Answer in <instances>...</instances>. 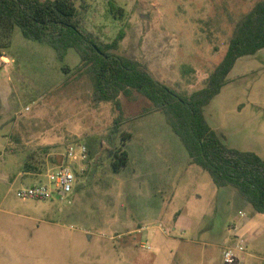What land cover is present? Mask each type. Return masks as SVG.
Returning a JSON list of instances; mask_svg holds the SVG:
<instances>
[{
  "label": "rangeland",
  "instance_id": "obj_1",
  "mask_svg": "<svg viewBox=\"0 0 264 264\" xmlns=\"http://www.w3.org/2000/svg\"><path fill=\"white\" fill-rule=\"evenodd\" d=\"M257 1L113 0L123 10L118 17L107 12L106 0H84L83 13L105 41L122 30L115 53L186 96L204 87L235 22ZM78 63L74 50L59 60L17 28L10 47L0 49V173H22L13 184L0 183L6 206L20 209L14 191L44 180L69 146L102 140V152L73 164L69 204L53 198L37 203L55 206L51 213L29 207L20 209L24 216L0 213V264H264V215L190 164L164 115L144 114L150 105L139 95L120 99L119 132L130 139L123 147L120 133L107 140L117 112L93 100L88 77L74 70ZM204 116L229 148L264 159V49L236 62ZM113 143L128 154L119 172L110 167ZM235 237L245 253L226 262L223 246Z\"/></svg>",
  "mask_w": 264,
  "mask_h": 264
},
{
  "label": "trees",
  "instance_id": "obj_2",
  "mask_svg": "<svg viewBox=\"0 0 264 264\" xmlns=\"http://www.w3.org/2000/svg\"><path fill=\"white\" fill-rule=\"evenodd\" d=\"M76 1L81 2L79 7ZM106 5L108 13L122 17L123 10L113 0H106ZM85 7L84 0H0V49L10 47L17 28L23 38L52 48L59 60L74 50L79 57L74 70L78 76L88 77L93 100L112 103L117 112L107 140L112 142L120 133V99L131 101L139 95L150 105L144 114L158 111L164 115L190 164L207 172L217 188H233L255 213L264 215V159L253 152L229 148L204 116V107L228 83L236 62L264 49V0L257 1L235 22L225 53L204 87L186 96L155 80L139 61L116 54L124 32L119 30L113 39L103 40L88 29ZM119 137L123 147L131 135L120 133ZM101 141L86 138L88 160L102 152ZM109 155L113 172L127 166L128 154L121 147L113 143ZM23 169L29 171L27 163Z\"/></svg>",
  "mask_w": 264,
  "mask_h": 264
},
{
  "label": "built area",
  "instance_id": "obj_3",
  "mask_svg": "<svg viewBox=\"0 0 264 264\" xmlns=\"http://www.w3.org/2000/svg\"><path fill=\"white\" fill-rule=\"evenodd\" d=\"M64 162L49 170L45 175V181L22 185L14 191L18 200H40L48 201L57 198L60 201H67L68 195L73 189L75 174L73 164L82 163L87 160L88 152L84 144L69 146L64 154ZM243 216V213H239ZM244 242L237 238L231 245L223 246L222 256L224 261H232L238 254H244Z\"/></svg>",
  "mask_w": 264,
  "mask_h": 264
},
{
  "label": "crops",
  "instance_id": "obj_4",
  "mask_svg": "<svg viewBox=\"0 0 264 264\" xmlns=\"http://www.w3.org/2000/svg\"><path fill=\"white\" fill-rule=\"evenodd\" d=\"M221 92V91H220ZM219 95V94H218ZM5 152H6V147L4 148ZM13 152H11V156L12 158L14 157V153L12 154ZM10 162V161H9ZM19 164V161L17 162V165ZM5 165H8V161L5 162ZM22 173L18 172L17 175H14V173H8V172H5V173H0V183H4V184H13V182H15L16 180V176H21ZM42 181H45V177H44V180ZM42 181H37V182H31L30 184H34V183H38V182H42ZM166 182V181H165ZM29 184V185H30ZM22 186V185H20ZM19 186V187H20ZM162 187V186H161ZM21 201V206L18 205V207L20 209L22 208H25V207H29V208H32V209H36L38 210L39 212L40 211H44V212H49L51 213L52 210H53V207L55 206H52V205H49V204H44V205H41V204H37V203H40L38 202V200H19ZM27 201H32V203L30 204H27ZM6 203L7 201L5 199H1L0 200V213H11V214H15V215H18V216H24L22 214V212L20 211V209H12L8 206H6ZM240 213V212H239ZM37 222L39 223H47L48 221L46 220H43L41 218H39V220L37 219ZM53 224V222H51ZM82 231V230H81ZM83 233L86 232L85 230L82 231ZM238 237H235V240L237 239ZM245 240H247V237L245 238ZM244 242V241H243ZM246 255L248 256V254L246 253Z\"/></svg>",
  "mask_w": 264,
  "mask_h": 264
}]
</instances>
